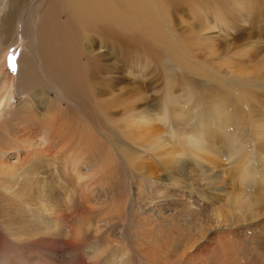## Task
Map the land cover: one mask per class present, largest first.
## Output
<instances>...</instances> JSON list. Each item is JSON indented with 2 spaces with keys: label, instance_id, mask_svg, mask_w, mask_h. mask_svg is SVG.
I'll list each match as a JSON object with an SVG mask.
<instances>
[{
  "label": "rangeland",
  "instance_id": "rangeland-1",
  "mask_svg": "<svg viewBox=\"0 0 264 264\" xmlns=\"http://www.w3.org/2000/svg\"><path fill=\"white\" fill-rule=\"evenodd\" d=\"M236 1H239L235 4L239 10L248 6L246 0ZM253 2V11L263 18L264 2ZM9 3L10 0H0V18ZM179 5V9L169 10V15L163 11L162 17L158 12L166 22L160 20L158 25L163 32L164 25L170 26L168 35L183 67L171 57H160L161 65H157L152 63L150 55L138 58L126 52L123 61L107 54L103 63L107 65L106 76L110 80H103L111 86L105 98L111 104L120 101V106H110L106 111L96 103L93 107L83 90L74 92L69 84H60L56 90L42 85L34 90L41 94L40 99L44 98L43 92L46 94L52 106L48 113L51 115L37 118L39 120L11 121L14 110L25 97L16 89V61L23 40L17 35V29L11 40L1 42L0 195L3 199L0 200V221L12 215L16 218L23 215L26 205L13 198L6 199L9 195L6 190L21 191L22 184L7 185L9 179L6 178L10 174L26 173L47 175L56 190L73 188L79 217L80 233L73 251L66 244H56L47 238L32 243L25 250V243L8 238L0 225V237L7 241L8 251L18 256L22 264H37L30 261L36 257L40 264H105L110 261V264H264V181L261 182L264 152L256 151L257 133L264 129L251 127V114L245 100L234 104L231 98L237 99L236 90L229 84L239 79L232 73H240L241 68L249 72L256 70L258 77L264 76V33L257 32L256 19H259L249 13L235 25L245 30L236 33L234 23L214 0L205 2V11L209 23L215 22L216 26L202 30L197 11L190 9L185 1ZM215 14L222 18L214 17ZM249 31L253 36H249ZM146 42L153 46L151 49H156L149 39ZM166 77L170 82L165 104ZM258 83L262 85L264 81ZM256 91L264 99V88ZM174 99H177L176 107L173 104L172 108ZM255 106L260 108L259 104ZM237 108L244 114L239 126ZM263 111L261 108L262 115ZM184 116L189 122L183 121ZM39 122L45 134L38 133V138L26 136ZM49 123L54 127L52 133ZM207 127L211 134L205 141L206 147L210 143L219 147L220 160L212 155L204 156L196 149L198 135H204ZM55 132L59 135L56 140ZM246 168L251 169L253 178L246 184L240 183L238 176ZM58 175L63 181H57ZM228 190L244 199L255 194L257 199L251 209L245 210V205L240 211H233L228 195L224 197ZM61 199L56 206L65 212L67 200ZM221 208H229L227 215L234 224L209 233L207 226L212 227L209 220L214 211L219 210L221 215ZM86 222L91 223L90 228H86ZM204 224V231L198 235V227ZM4 250L0 247V254L6 256Z\"/></svg>",
  "mask_w": 264,
  "mask_h": 264
},
{
  "label": "bare ground",
  "instance_id": "bare-ground-1",
  "mask_svg": "<svg viewBox=\"0 0 264 264\" xmlns=\"http://www.w3.org/2000/svg\"><path fill=\"white\" fill-rule=\"evenodd\" d=\"M181 1H185L190 9H193V11H197V14L200 15L199 19L201 21L202 30L212 29L210 26H213V28H215L216 23H209L207 18V12L205 11L207 7L205 5V2L207 0H10L9 8L0 18V44L1 42H3V44L6 43L7 41H9L10 38L12 39L11 36H13V31L15 30L17 34V31L19 30L17 35L22 38L23 47L18 56V60L16 61V89L19 93L25 96L24 101L18 106L16 110H14V117H12L11 121H13L14 119H37L41 117H46V115L52 110L51 103L49 100H46V94H44L43 89H41V91L43 92L42 96L44 97L42 99H40L39 97L41 96V94L37 93V91L34 90V87H39L42 85H46L49 89L56 90L60 84H69V86L72 90H74V92H81L83 90V95H85L87 101H90L93 107L94 103H96L101 110H105L106 108L108 109V107L110 106L119 107L120 101H116L115 103L111 104V101L108 100L107 97V99L105 98V96L109 94L108 90L111 86V84H106L103 80H110L108 79L109 77L107 78L106 76L108 71L107 65L103 63L107 54L110 56L111 54H113L117 60L119 59L123 61L125 60L126 52L127 55L138 56V58H143L144 55H150L152 63L157 65H161V62L159 61L160 57H171L177 62V65L182 68L183 62L176 55L174 45L172 44V40L168 35L170 33V26L164 25L163 32L158 25V21L160 20L163 23H166L164 22V20H162L161 17H159L158 12H160L162 17L163 11H165L169 15V10L174 11L175 9L177 10L180 8L179 3ZM214 1L218 7H221L225 14H227L231 21L234 23V31L236 33H238V30L239 33L240 31L245 30V28H238L235 27V25L236 23H238L237 21L239 20V18L243 19V17H245L247 13L252 14L255 18L259 19H256V30L257 32H259V34H261V32L264 33V17L262 18V15H260L258 12L253 11V6L255 5V2H253V0H246L245 3H248V6H244L242 10H239L238 5L237 7H235V4H239V1H236V3L234 2V0ZM259 1L264 2V0ZM209 8L212 9V6H209ZM214 17L222 18V16H218V14H215ZM202 21H204L205 23L203 24ZM245 24L246 21H244V25ZM167 26L169 27V29L167 28ZM248 34L249 36H253V33L251 31H249ZM238 37L241 38L240 35H238ZM202 38L205 37H201L200 39ZM147 39H149L153 44L156 45V49L150 48L153 46L149 45L146 42ZM207 39H209V37ZM81 60H84L82 61V66L80 64ZM262 63H264V59ZM262 63L259 65H262ZM156 67L159 68L158 66ZM183 69L186 70L185 68ZM194 71L195 70L193 69V72ZM258 74L259 73H256V70H254L253 72H249L246 71V68H241L240 73H232V75L239 79L230 81L229 84H231L232 88L236 90V93H234L237 97V99L231 98V101L234 104H242V99L245 100L244 104L249 109L251 114V127L264 129V111L263 115L261 112V108L264 109V99L260 98L258 92L256 91L257 88H264V84L262 83V81H264V76L258 77ZM169 82L170 79L166 77V90L164 94L165 104L167 103V96L169 93ZM258 82L262 83V85H260ZM78 88H80V90ZM230 90L232 91V89ZM174 100H171L173 101L172 105H175L177 101V99L175 100V102ZM126 103L128 102L126 101ZM255 104H259L260 108H257ZM174 105L172 108H174ZM179 112L181 111L179 110ZM218 112L220 113V111ZM236 116L237 125L239 126L244 119V114L240 108L236 109ZM186 120L187 118L185 117L183 121L185 122ZM40 121L42 122V119H40ZM183 121L182 123H184ZM41 122H39L40 124H36L35 126L37 128L34 126L33 132L30 130L26 134V136H29L31 138H38V133L44 135V126L43 124H41ZM222 124L223 119L221 118L219 121L220 129L222 127ZM48 126L50 127L52 133L54 131V127L52 128L50 123ZM180 127H182V125ZM26 129L28 130V128ZM182 131L184 132V130ZM31 134L32 136H30ZM202 134L198 135L199 139L196 143V149L199 151V153L202 152L204 156L208 155L209 158L213 156L214 158L220 160L219 147L214 146L212 143H210L209 147H206L207 144H205V141L208 139L207 137L211 134L209 128L207 127L204 132V135ZM55 135L56 140L58 139L59 135L57 134V132H55ZM262 135H264V132L257 133L258 143L256 145V151L259 153L260 151L264 152V136L261 137ZM70 136L72 135L70 134ZM67 137L69 138V135ZM69 140L71 141L72 139ZM75 142L76 141L74 140V142L72 143ZM80 143L81 141H79V144ZM77 144L75 145L77 146ZM197 158L200 157L197 156ZM210 168L211 170H214L213 167ZM250 170L247 168L243 170L242 174L238 176L237 181L246 184L249 178H253V174ZM63 173L65 174V171ZM37 175L38 174L36 173H26L18 175L10 174L6 178V180L9 179V181H7V185L14 184L16 186L22 184V186L20 187L21 191L14 192L11 189L6 190L9 194L7 195L6 199L8 200L9 198H13L15 202L26 206L25 209H23L24 216L19 215L18 218H16L15 215H12L10 218L3 220L4 222H2L1 220L0 225L6 236H8V238H12L13 241L19 243H25L23 245L25 250H28L32 243L34 244L39 241H44L45 238L52 239V241L56 244H66V246L72 250L76 246V240L80 233V228L78 226L79 217L77 214V201L73 188H70L67 191L56 190L51 185L54 184L53 181L48 179L47 175ZM74 176L76 177L75 174ZM261 178V182H263L264 176H262ZM56 179L58 182L63 181V178L60 175L56 176ZM66 180L68 183H70L69 179ZM46 185H50V187H44ZM244 191H246V188ZM227 192L228 194L226 193V196L224 197H227L228 195L227 198L231 203V208L233 211H235V209L240 211L245 205V210H248L257 199V196L255 194L244 199L241 195H237L236 192H230L229 190ZM211 196L213 197V195ZM2 197L3 196L0 195V200L3 199ZM63 197L67 200V206L65 208V212L67 211V213L63 211L64 209L61 210L59 207L57 208L56 206L57 201L62 200L61 198ZM212 197H209L208 199L211 201L213 200ZM218 199L219 198H217V200ZM225 202H228L227 199L225 200ZM254 205L257 206L258 204ZM228 209L221 208V215L219 214V210L218 212L214 211L215 214L213 213L212 218L209 220V223L212 227L207 226V230L209 233H212L215 230H224L227 226L230 227L231 224H234V220L232 219V217L230 216L229 219L227 215ZM86 224V228H90L91 223L86 222ZM138 224L141 223L138 222ZM205 226L206 225L204 224L201 226V228L198 227V235L202 234L205 229ZM0 247L5 249L4 251L6 254V256L0 254V264H22V260L18 259V256L10 253V250L8 251L7 241L1 237ZM1 253H3V250ZM97 253L100 254L99 252ZM113 257L111 258L110 256L108 258L113 259ZM30 261H37V264H40L39 257L32 258ZM149 262L152 261L150 260ZM110 263L111 261L105 264Z\"/></svg>",
  "mask_w": 264,
  "mask_h": 264
}]
</instances>
